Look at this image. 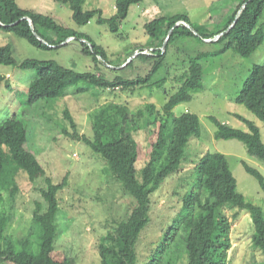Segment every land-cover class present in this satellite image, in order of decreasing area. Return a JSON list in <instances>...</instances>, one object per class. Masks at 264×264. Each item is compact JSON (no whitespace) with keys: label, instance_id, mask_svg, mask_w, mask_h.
Masks as SVG:
<instances>
[{"label":"rangeland","instance_id":"1","mask_svg":"<svg viewBox=\"0 0 264 264\" xmlns=\"http://www.w3.org/2000/svg\"><path fill=\"white\" fill-rule=\"evenodd\" d=\"M15 1L23 9L41 13L63 27L88 35L104 51V58L97 57V61H93L91 55L82 52L77 39L67 41L70 37L68 34H56L54 44H51L53 46L42 48L0 27V46L9 43L18 64L26 59L53 60L76 72L101 73L109 80L115 76H144L149 71L153 61H142L138 57L128 67H122L128 63L129 57L135 56V52L139 54L143 50L146 55H150L151 50L147 51L149 37L144 24L151 19L184 14L199 33L217 31L223 28L230 7L239 2L141 0L128 7L127 15L120 21L118 30L112 31L109 24L97 20L98 16L92 17L88 23L76 24L66 2ZM115 1L85 0L82 7L83 10H100L102 17L108 19L117 13ZM260 22L264 26V12ZM43 32L49 38V32L45 29ZM220 47L221 43L216 40L207 42L200 36L175 34L167 44L162 66L152 74L149 84L144 87L131 92L121 87L98 89L86 82H78L68 86L62 97L50 101L40 100L34 104H27L25 100L29 84L36 76L35 70L0 64V74L5 75L11 84L9 87L0 84V122L14 114L25 122L28 135L25 148L37 157L45 169V176L33 182L25 172L20 171L16 175L15 184L1 190L0 215L7 214L9 217L5 234L21 238L34 232L32 211L36 202L44 201L40 190L46 187L45 177H50L53 183L65 179L64 188L57 194L59 206L55 222L58 234L54 242L53 258L61 261L65 256H70L76 260V264H115V259H103L100 256L99 244L107 230L128 215L135 199L124 193L116 181L105 176V161L87 143L72 137L75 131L65 120L63 111L66 108L72 114L79 135L91 138L93 133L89 114L94 109L109 102L127 104L133 110L151 102L161 109L168 97L183 83L189 58ZM199 62L203 70L201 86L189 90L191 99L176 104L173 113H195L199 118L201 134L189 139L181 169L166 178L151 194L149 221L136 243L137 264L147 260L159 236L171 224L180 209L181 198L193 179L194 165L206 152L225 155L238 191L247 200L259 205L264 214V192L256 178L248 174L242 164L244 161L264 175V162L250 155L240 140L216 138L215 132L218 129L211 120V116H214L231 127L248 132L247 123L234 115L238 114L258 127L264 143V121L236 101V95L252 67L264 63V40L249 56L243 57L233 49H228L223 53L204 56ZM162 78L164 80L160 87L150 84ZM81 88L83 90H79ZM156 128L153 122L135 133L138 168L149 157ZM227 214L232 223L227 264H262L264 255L251 241L253 223L249 212L233 208ZM34 235L37 236L36 230ZM34 240L35 236L31 239L32 246L36 245ZM176 243L180 244V238Z\"/></svg>","mask_w":264,"mask_h":264},{"label":"trees","instance_id":"2","mask_svg":"<svg viewBox=\"0 0 264 264\" xmlns=\"http://www.w3.org/2000/svg\"><path fill=\"white\" fill-rule=\"evenodd\" d=\"M55 1L69 4L76 24L88 23L92 17L98 16L97 20L109 24L112 31L118 30L120 21L127 15L128 7L141 2V0H116L117 13L107 19L102 17L100 10H83L85 0ZM244 3L233 23L237 11ZM229 12L223 28L217 31L207 30L203 33L195 29L203 38H211L222 32L216 40L221 43V47L189 58L183 83L168 97L161 109L151 102L136 110L131 109L127 104L114 102L102 104L89 114L93 133L91 138L76 132V122L72 114L68 109H64V118L75 131L72 137L87 143L105 161V176L116 181L124 193L135 199V204L128 215L116 221L102 236L98 249L103 259L111 257L115 259V264H137L136 243L142 229L149 221L151 194L166 178L181 169L189 139L201 134L199 118L195 113L184 112L180 115L173 113L176 104L191 99L189 90L201 86L203 70L199 60L204 56L223 53L228 49H233L239 55L246 57L263 42L264 26L260 19L264 12V0H239L236 5L230 7ZM23 17L31 19L33 30L27 19ZM179 20L191 25L189 18L184 14L161 16L144 24L149 37L147 46L153 48L152 53L150 55L139 53L122 67H128L135 57L141 58L142 61L152 60L153 64L144 76L134 78L115 76L109 80L101 73L76 72L53 60L26 59L18 64L9 43L0 46V64L35 70L36 76L30 82L27 91L25 100L27 104L62 97L68 86L78 82H86L89 86L98 89L121 87L133 92L136 88L148 85L152 74L160 69L165 59L167 44L173 35H194L183 24L175 26L162 48L168 30ZM0 22L7 24L0 25L3 30L26 39L33 46L49 47L39 41L33 31L48 44H54L56 34H68L80 42L82 52L91 55L93 61H97V57L104 58L102 48L88 35L63 27L41 13L23 9L15 0H0ZM230 25L232 26L228 28ZM44 29L49 32V38L45 36ZM123 60L124 58L120 64ZM163 80L164 78L150 84L160 87ZM1 83L7 87L11 85L2 74H0ZM236 101L244 104L264 121V63L252 67L236 95ZM234 115L247 123L249 131L231 127L226 122L211 116L212 122L218 129L215 137L240 140L245 144L250 155L264 162V143L258 127L252 121L238 114ZM153 122L157 126L155 139L148 159L138 168L136 166L138 144L135 133ZM27 140L25 122L15 114L0 122V192L15 184L16 175L20 171L25 172L31 182L40 176H45L43 165L31 151L25 148ZM242 164L245 171L256 178L264 192V175L244 161ZM192 175L193 179L181 198L179 211L171 224L161 233L143 264H227L232 225L227 211L233 208L249 212L253 223L251 241L264 255L262 208L247 200L238 191L236 179L225 155L220 152L204 153L195 163ZM45 180L46 187L40 190L44 201L36 202L32 211V225L37 236L34 232L21 238L5 234V225L9 217L7 214L0 215V264H76L73 257L65 256L58 261L52 256L58 234L55 222L59 206L57 194L64 188L65 179L53 183L51 178L46 176ZM34 236L36 245L32 246L31 239ZM178 238L180 244L176 243Z\"/></svg>","mask_w":264,"mask_h":264},{"label":"water","instance_id":"3","mask_svg":"<svg viewBox=\"0 0 264 264\" xmlns=\"http://www.w3.org/2000/svg\"><path fill=\"white\" fill-rule=\"evenodd\" d=\"M244 5H245V3H244V4L241 6V8L237 11V14H236V16H235V18H234V20H233V23H235V21H236L238 15H239L241 9L244 7ZM23 18H26V19H27L28 23L30 24L31 29L33 30L31 19H30L29 17H23ZM233 23H232V25H233ZM180 24L185 25L186 27H188V28L192 31V33H193L194 35L199 36V33H198V32H197V31H196L191 25H189L188 23H186V22L183 21V20H179V21H177V22H176V23H175V24H174V25L168 30L167 35L165 36V39H164V41H163V43H162V48H163V46L166 44L167 40L170 38V35H171V33H172L173 28H174L175 26L180 25ZM0 25H7V24H2V23L0 22ZM232 25H230L228 28H230ZM228 28H227V29H228ZM226 31H227V30H226ZM33 34H34L35 37H36L39 41H41L43 44H46L47 46H50V47L53 46V45H51V44H48L47 41H46L45 39H43L41 36H39L36 32L33 31ZM221 34H222V32H220L218 35H214L212 38H203V40H204V41H207V42L215 41V40L218 38V36L221 35ZM62 44H63V43H62ZM136 54H137L136 52L133 53V55H136ZM131 59H132V57H129L128 62H129ZM125 64H126V63H124L123 66H124Z\"/></svg>","mask_w":264,"mask_h":264},{"label":"built area","instance_id":"4","mask_svg":"<svg viewBox=\"0 0 264 264\" xmlns=\"http://www.w3.org/2000/svg\"><path fill=\"white\" fill-rule=\"evenodd\" d=\"M73 39V37H71V38H68L67 39V41H69V40H72ZM144 50H147V49H144ZM151 50V52H150V54L152 53V51H153V48L152 47H149V49L147 50V51H150ZM140 53H143V54H145L146 53V51H140Z\"/></svg>","mask_w":264,"mask_h":264},{"label":"clouds","instance_id":"5","mask_svg":"<svg viewBox=\"0 0 264 264\" xmlns=\"http://www.w3.org/2000/svg\"><path fill=\"white\" fill-rule=\"evenodd\" d=\"M71 37H72V36H70L69 38H71ZM211 38H212V37H211ZM67 39H68V38H67ZM73 39H74V38H73ZM73 39H72V40H73ZM216 40H217V39H216ZM64 43H67V42L65 41ZM135 56H136V55H135Z\"/></svg>","mask_w":264,"mask_h":264}]
</instances>
